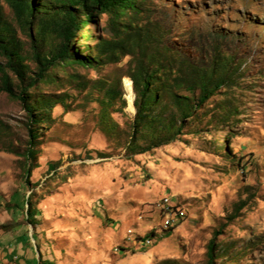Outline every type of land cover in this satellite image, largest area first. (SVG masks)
<instances>
[{"label":"rangeland","instance_id":"obj_1","mask_svg":"<svg viewBox=\"0 0 264 264\" xmlns=\"http://www.w3.org/2000/svg\"><path fill=\"white\" fill-rule=\"evenodd\" d=\"M155 2L170 62L184 64L187 74L195 66L215 71L212 86L221 85L171 139L175 92L195 101L200 89L161 82L155 120L130 147L136 111L127 108L124 78L134 56L99 60L105 16L76 45L91 66H60L29 89L32 102L53 104L40 124L30 183L17 154L26 146L28 116L0 91V264H206L208 242L223 225L217 264H264V0ZM3 11L18 28L5 2ZM17 33L28 84L35 64L27 32ZM51 47L49 40L41 49ZM222 57L229 59L226 75L215 66ZM28 196L34 225L26 219ZM175 210L179 222L165 227Z\"/></svg>","mask_w":264,"mask_h":264},{"label":"trees","instance_id":"obj_2","mask_svg":"<svg viewBox=\"0 0 264 264\" xmlns=\"http://www.w3.org/2000/svg\"><path fill=\"white\" fill-rule=\"evenodd\" d=\"M3 2L10 7L18 28L26 31L29 37L30 57L35 64V72L28 84H25V79L29 65L25 64L22 41L17 33L18 28H13L5 20ZM155 5V0H0V55L6 59L5 63H0V91L20 101L28 116L26 146L23 151L17 152L25 161L26 182L30 183L32 171L38 167L36 160L40 124L47 119L53 108L52 102L46 100L32 102L29 89L43 82L60 66H91L92 60L77 55L76 45L82 37H92L89 26H102L105 16L104 32L98 36L95 44L99 60L118 63L125 57L134 56L129 77L136 94V114L129 140L130 147L137 143L142 125L155 120H152V113L161 103V82H166L164 88H184L185 83H190L187 86L190 91L200 89L195 101L189 95L175 92L178 109L172 115L175 132L170 136L171 139L181 134L185 119L214 95L221 85L217 83L212 86L215 71L195 66L194 71L187 74L184 72L187 70L184 64L176 67L170 62L172 49L164 40L167 28L157 18ZM49 40H52L53 47L48 51L41 49L43 43ZM228 60L222 57L215 62V66L225 72V75L229 71ZM172 95L174 97V92ZM225 141L229 147V139ZM25 205L26 219L34 225L35 210L31 196L25 197L24 208ZM225 227L226 225L221 226L209 240L206 264H217L216 248Z\"/></svg>","mask_w":264,"mask_h":264},{"label":"bare ground","instance_id":"obj_3","mask_svg":"<svg viewBox=\"0 0 264 264\" xmlns=\"http://www.w3.org/2000/svg\"><path fill=\"white\" fill-rule=\"evenodd\" d=\"M124 87L126 90V100H127V108L129 111H131L132 113H134L136 111V107H135V90H134V85H133V81L130 77H125L124 78ZM180 212V211H179ZM181 214V213H180ZM181 218V217H180ZM180 220V219H179ZM179 221H174L169 223V227L175 226ZM165 223V227H168ZM153 240L150 238V236L148 238H146L144 240V245L149 246L150 244H152Z\"/></svg>","mask_w":264,"mask_h":264},{"label":"built area","instance_id":"obj_4","mask_svg":"<svg viewBox=\"0 0 264 264\" xmlns=\"http://www.w3.org/2000/svg\"><path fill=\"white\" fill-rule=\"evenodd\" d=\"M181 217V214L178 210L172 211V214L168 216V218L165 220L166 225L169 227V223L174 222V221H179Z\"/></svg>","mask_w":264,"mask_h":264}]
</instances>
